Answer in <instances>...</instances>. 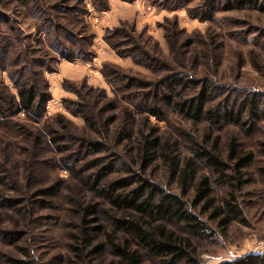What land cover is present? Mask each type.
I'll return each instance as SVG.
<instances>
[{
	"label": "rangeland",
	"instance_id": "rangeland-1",
	"mask_svg": "<svg viewBox=\"0 0 264 264\" xmlns=\"http://www.w3.org/2000/svg\"><path fill=\"white\" fill-rule=\"evenodd\" d=\"M38 1L57 16L58 11L50 8L59 0ZM229 1L232 0H106L105 11L95 10L90 0L70 1L67 6L85 12L83 24L70 25L67 21L62 24L82 34L81 40L86 38L89 46L83 43V48L91 58L53 61L46 34L42 28L37 29L40 15L33 9L34 1L25 5L18 0H0V48L9 49L6 62L10 63L24 45L30 53L28 56L45 54L44 59L49 61L50 69L44 72V77L51 99L41 123L36 126L43 129L50 125L58 130L55 125L58 115L68 122L66 141L41 146L40 160L47 163L37 165L32 182L22 175L17 190L0 186V196L20 201L19 206L5 209L0 199V232L21 233V239L16 242L0 240V264H70L82 210L91 205L110 210L99 190L92 188L96 170L103 164L117 163L115 172L103 182L129 177V168L135 173L141 172L138 152L146 135L160 138L164 146L142 175L177 195H181V190L177 178L171 175L169 160L177 158L181 166L190 157L192 142L206 148L217 142V153L228 164L231 144L238 153L251 155L252 161L242 170L243 179L248 183L235 194L246 224L234 222L223 230L208 218V212L203 215L195 208L194 213L214 236L193 242L198 264H220L264 252V115L249 121L248 125L253 124L249 131L231 124L215 128L205 122L192 123L163 103L157 104L162 110L160 119L142 111L153 103L156 92H165L173 71L190 78L189 87L180 91L183 99L196 95L208 84L212 89L207 107L227 105L240 110L242 120H249L245 106L249 99L256 98L259 110L262 108L264 13L250 8L229 9ZM6 18L11 27L4 23ZM106 37L112 47L114 44L120 48L119 53L113 51ZM145 56L148 59H142ZM137 59H141V64ZM0 82L15 94L7 72L1 68ZM69 101L89 107L96 132L82 118L67 111L64 102ZM17 119L24 120V116L19 114ZM124 133L130 137L120 141ZM80 138L100 141L102 151L89 154L79 144ZM61 145L67 148L65 156L75 154L70 169L58 162L62 155L54 148ZM13 158L19 160V157ZM196 170L184 196L188 204L193 186L200 178L206 176L214 181L208 169L197 165ZM57 181L62 187L54 198L44 200L40 195L32 196L34 191ZM212 188L218 206L227 197L228 189L215 181ZM99 220L93 226L111 230L103 214ZM170 228L183 234L179 228ZM94 238V246L104 239L101 234ZM90 249L84 248V252ZM84 261V264H111L112 257L107 253H91ZM145 263L156 264L149 258Z\"/></svg>",
	"mask_w": 264,
	"mask_h": 264
},
{
	"label": "trees",
	"instance_id": "trees-1",
	"mask_svg": "<svg viewBox=\"0 0 264 264\" xmlns=\"http://www.w3.org/2000/svg\"><path fill=\"white\" fill-rule=\"evenodd\" d=\"M18 1L25 5L34 1L33 9L40 15L38 16L40 20L37 29L42 28L45 32L49 48L54 54L51 56L53 61L59 58L70 61L77 58H91V56H87L88 50L83 48V43L86 45L85 47L89 46L86 38L81 40L83 39L82 34L74 33L62 24L63 21H67L70 25L83 24L85 12H79L76 8L67 6L73 0H59L56 4H52L50 9H56L57 16L50 14L47 8L44 9L38 0ZM90 1L92 7L97 11L107 9L106 0ZM123 1L132 2L133 0ZM229 4L230 6L227 7L229 9L250 8L264 13V0H232L229 1ZM4 21L5 24H9L10 20L6 18ZM16 39L20 42L18 38ZM105 41L111 46L107 37ZM112 48L113 51L119 53L120 48L118 49L114 44ZM7 51H9L7 46L0 48V68L7 72L15 94H12L8 87L0 82V130L2 129L0 134V186L4 188L10 186L12 190H17L20 186L19 178L22 175L26 176V181L32 182L34 175L37 174V165L41 166L47 163L40 160L41 146L45 144L57 145L67 140L68 128L65 124L68 122L58 115L55 117V125L59 127L58 130L50 125H46L43 129L36 126L41 123L46 105L51 99L44 77V72L50 69L47 66L49 61L44 59L47 55L37 56V53L31 52L34 56H28L30 53L24 45V49L16 53L11 58L12 61L7 63ZM142 59H148V56ZM137 62L141 64V59H137ZM115 76L118 77V75ZM167 81L165 92H156L152 96L153 103H150V106H145L142 110L156 119H160L162 116V110L157 106L158 103L171 107L192 123L205 122L209 127L215 128L231 124L242 130L251 131L253 124L248 125L249 121L258 120L260 114L264 115V103L259 110L258 101L254 97L245 104L249 120H242L241 111H236L235 108L227 105L206 106L212 86L210 89L208 84H205L196 95L183 99L180 97V91L189 87L190 78L173 71ZM64 104L71 115L82 118L96 132V126L88 106L77 101L64 102ZM19 114L24 116V120L17 119ZM60 130H64V132H60ZM124 134L119 137L120 141L130 137L129 134ZM79 144L82 148H86L91 155L98 154L103 149V144L93 138L90 140L80 138ZM163 146L158 137L151 135L143 137L138 152L142 170L135 173L129 168V177L103 182L115 172L116 162L103 164L96 170L92 188L99 190L106 199L110 210H99L96 205L87 206L82 210L78 226L79 234L74 236L75 244L72 246L74 259L70 264H84L87 255L91 253L94 255L107 253L112 257L111 264H146V258L156 264H198L193 241H204L213 237L214 234L199 218V215L194 213L193 209L199 208L203 215L208 212V218L215 221L217 226L223 230L234 222L246 224L235 194L245 183H248L243 179L242 170L252 161L251 155L238 153L236 146L231 144L228 156L230 164H228L217 153V142L210 148L192 142L190 157L185 159L181 166L177 158L169 160L172 169L171 175L177 178L181 190V195H177L164 190L160 185L151 182L142 175L144 169L156 159L157 153ZM54 149L55 152L62 155L58 160L61 163L60 166L65 167L66 165L70 169L72 166L70 162L71 160L75 161L73 158L75 154L69 157L65 156L63 153L67 148L63 145L55 146ZM160 151L162 152V150ZM13 157H19V160L17 161ZM53 161L57 162L55 158ZM197 165L211 171L216 184L228 189L227 197L218 206L215 205L212 196L214 181H210L206 176L194 184L190 204L184 200V196L187 195L194 181ZM101 184L102 186L99 187ZM61 187V182L50 183L49 186L34 191L32 196L40 195L44 200L54 198ZM0 199L1 205L5 209L20 205L19 200L3 196H0ZM100 214H103L111 230L105 229L104 226H93L100 221ZM173 226L179 228L183 234L172 230L170 227ZM99 234L104 239L102 243L94 246V237ZM20 237L21 233L18 231L0 232V240L4 239L1 241L7 240L12 243L21 239ZM84 248L91 249L86 253ZM220 264H264V252L247 254L236 260Z\"/></svg>",
	"mask_w": 264,
	"mask_h": 264
}]
</instances>
